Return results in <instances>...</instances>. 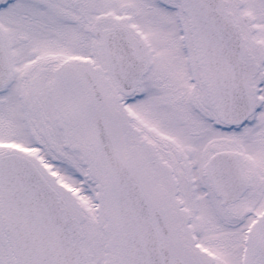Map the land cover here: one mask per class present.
I'll return each mask as SVG.
<instances>
[{"label":"snow or ice","instance_id":"6c2138e0","mask_svg":"<svg viewBox=\"0 0 264 264\" xmlns=\"http://www.w3.org/2000/svg\"><path fill=\"white\" fill-rule=\"evenodd\" d=\"M0 264H264V0H0Z\"/></svg>","mask_w":264,"mask_h":264}]
</instances>
